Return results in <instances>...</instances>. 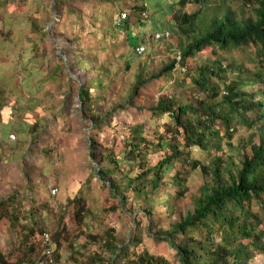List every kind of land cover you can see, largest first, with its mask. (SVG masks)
Masks as SVG:
<instances>
[{
  "label": "trees",
  "instance_id": "1",
  "mask_svg": "<svg viewBox=\"0 0 264 264\" xmlns=\"http://www.w3.org/2000/svg\"><path fill=\"white\" fill-rule=\"evenodd\" d=\"M54 1L56 10L64 7L67 14L77 11L79 20L83 17L81 4L95 3L96 9L102 4L113 5L108 12L110 20L124 29L130 25L128 13L135 16V21L150 16L155 24L161 12L170 28L164 30L170 32L168 38L155 39L150 34L153 43L147 61L138 62L133 75H128L132 82L126 78L128 92L121 101L113 100L112 83L105 81L110 77L109 69L83 52L78 38L72 39L78 43L71 49L77 53L76 67L95 73L85 85L68 78V87L76 86L82 114L93 119L94 130L103 133L102 126L108 125L105 121L113 118V113L128 112L130 108L135 109L134 113L147 110L155 128L145 129L144 120L132 123L124 138L123 157L138 165L130 174L120 172L111 183L112 194L119 198L117 207L143 210V228L140 220L136 221L128 239L119 243L111 227L87 232L84 244L71 247L74 264H264V0H249L247 10L232 7L228 0H171L164 7L158 3L150 15L147 11L158 0L122 1L130 12L118 9L119 0ZM50 2L43 18L46 22L53 16ZM189 3L196 4L192 12L183 10ZM123 12L126 17H122ZM172 39L178 50L173 57L168 61L153 57V49L157 51L167 40L173 44ZM139 43L146 45L144 41ZM148 50L134 54L142 57ZM170 80L173 84L184 82L182 88L167 92L164 87ZM37 104L19 105L11 111L22 109L28 114L31 110L36 114ZM4 109L3 105L1 111ZM39 119L31 127L27 125L35 133ZM241 126L248 128L245 137ZM12 131L11 127L4 131V138L8 140ZM237 132L242 136L234 140ZM224 143L235 150L228 151ZM90 144L96 148L95 138L90 137ZM224 151H228L225 157L221 154ZM111 152L108 147L102 151L110 165L99 170L102 178L120 171L121 160ZM90 156L94 157L95 152ZM197 170L202 182L191 192L187 183ZM36 174V181L31 180L28 187L34 190L39 185L41 193L43 183L38 178L40 173ZM36 197H29L32 206L27 208L23 206L26 196L19 190L0 199V222L8 220L19 235L15 248L20 253L10 254L0 247V264L39 263L49 243H54L53 261L46 264H59L64 241L70 239L65 226H61L63 214H56L57 227L49 230L48 218L40 215V208L34 205ZM72 201V219L78 224L85 220L89 225L86 198L78 195ZM49 213L53 212L49 209ZM142 229L167 241L177 262L146 248ZM45 233L50 242H44ZM92 242L97 243V249H92Z\"/></svg>",
  "mask_w": 264,
  "mask_h": 264
},
{
  "label": "rangeland",
  "instance_id": "2",
  "mask_svg": "<svg viewBox=\"0 0 264 264\" xmlns=\"http://www.w3.org/2000/svg\"><path fill=\"white\" fill-rule=\"evenodd\" d=\"M122 1L124 2L119 0L117 3L118 9L130 12ZM170 1L158 0L155 7L147 13L150 15L157 9L158 3L164 7L167 5L165 2ZM0 2V102L3 103L0 105V199L19 190L26 196L23 206L27 208L32 206L29 197L37 196V201L33 203L40 208L39 214L48 218V228L51 231L57 227L56 214L62 213L61 226H65L70 239L68 242L64 241L59 264H74L71 247L79 243L84 244L87 232H102L111 227L115 230L119 243L128 239L136 221L140 220L143 228V210L133 212L128 207H117L119 198L112 194L111 183L123 172L130 174L133 166L135 165L136 169L138 165L131 158L125 160L123 157L124 138L128 136L132 123L144 120L145 129L153 131L155 128L148 119L147 110L134 113L135 109L130 108L128 112L113 113V118L105 121L108 125L102 126L105 127L103 133L101 130H94L93 119L82 114V100L76 86L68 87V78H75L80 85H85L95 71L87 72L84 67L78 69L77 53L71 52V49L76 48L79 43L83 52H88L95 62L109 69L110 77L105 78V81L112 83L115 95L113 100L121 101L128 92L129 84L126 78L129 80L128 75H133L138 62L147 61L153 43L150 34L167 30L168 26L165 24L168 19L158 12L160 19L164 21L158 19L154 24L150 21V16L135 21V16L128 13L130 25L128 29H124L110 20L111 13L108 12L113 9V5L109 4L107 7L102 4L96 9L95 3L90 6L81 4L83 17L79 20L77 11L67 14L64 7L58 11L55 1L51 0L49 7L52 8L53 16L46 22L43 18L48 11L46 6L49 5V0ZM228 3L234 8L243 7L245 10L250 8L251 4L249 0H228ZM195 7L196 4L189 3L183 10L192 12ZM35 24L40 27L36 28ZM53 28L55 35L52 34ZM76 38L78 43L72 41ZM140 41H144L149 49L142 57L134 54V47ZM174 44L175 41L168 44V40L160 43L157 51L153 49V57L158 61L161 57L162 61H168V58L178 52ZM173 74L177 75V72L174 71ZM183 83H174L176 86L172 87L174 84L170 80L164 88L167 92L176 91L182 88ZM33 95L35 98L28 100V97ZM66 95L69 97L64 101ZM109 101L112 103V100ZM25 104H37L38 106L34 107L36 114L31 110L28 114H23L22 109L18 112L11 111L12 108ZM3 105L6 110L1 111ZM34 114L40 119L37 116L35 118ZM36 119H39V123L35 127V133L30 129V124ZM9 127L14 128V131L9 133L8 141L2 133L8 131ZM241 130L245 135H239L240 132H237L234 140L247 135L246 126H241ZM12 134L15 139H11ZM90 137L95 138L96 148L91 146ZM227 145L224 143V148L228 151L235 150ZM46 146L50 148L43 150ZM233 146H237L236 141ZM107 147L109 153L113 150L111 153L120 158L121 167L120 171H112L108 177L102 178L99 170L108 166L110 168L102 155V151ZM92 151L95 152L94 157L90 156ZM227 152L221 153L222 156L225 157ZM36 172L40 173L38 178L43 183L44 191L41 193L39 185L34 187V190L28 187L31 180L36 181ZM200 182L202 177L197 170L187 183L189 190L193 192ZM78 195L86 198V221L90 222L89 225L84 223L85 220L78 224L71 217L75 206L72 200ZM49 209L53 213H49ZM140 235L144 238L143 245L152 253L164 255L172 262H177L174 250L167 241L154 238V235H149L144 229ZM18 238L19 235L8 220L0 222V247L3 251L10 254L17 252L15 246L18 245ZM91 245L92 249H97V243L92 242ZM17 254L20 255L19 252Z\"/></svg>",
  "mask_w": 264,
  "mask_h": 264
},
{
  "label": "built area",
  "instance_id": "3",
  "mask_svg": "<svg viewBox=\"0 0 264 264\" xmlns=\"http://www.w3.org/2000/svg\"><path fill=\"white\" fill-rule=\"evenodd\" d=\"M122 17H126V12H123ZM154 36H155V39H162L164 37L168 38V37H170V32L162 30V31L155 32ZM146 49H147L146 45H144L142 43H139L136 46L135 50H136L137 54H143L146 51ZM10 137L12 139H15V135L14 134L10 135ZM44 242L45 243L50 242V237H49V235L47 233L44 234ZM47 246H49V247L46 250L43 251V253L45 254V258L41 259L39 261V263L35 262L34 264H46V263H51L53 261L52 253H53V250H54V243H49V244H47ZM21 264H29V263L28 262H23Z\"/></svg>",
  "mask_w": 264,
  "mask_h": 264
},
{
  "label": "bare ground",
  "instance_id": "4",
  "mask_svg": "<svg viewBox=\"0 0 264 264\" xmlns=\"http://www.w3.org/2000/svg\"><path fill=\"white\" fill-rule=\"evenodd\" d=\"M12 139V138H11Z\"/></svg>",
  "mask_w": 264,
  "mask_h": 264
}]
</instances>
